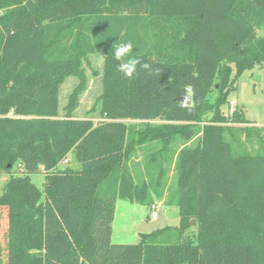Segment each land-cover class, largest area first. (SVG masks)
Listing matches in <instances>:
<instances>
[{
	"label": "trees",
	"instance_id": "1",
	"mask_svg": "<svg viewBox=\"0 0 264 264\" xmlns=\"http://www.w3.org/2000/svg\"><path fill=\"white\" fill-rule=\"evenodd\" d=\"M129 40L159 77L117 70L113 45ZM93 54L98 120L74 115ZM263 65L264 0H0V264H264V125L243 107L223 112L241 74ZM69 76L79 82L61 114ZM185 86L191 111L177 99ZM69 154L79 168L60 165ZM172 160L178 226L113 242L117 200L155 205Z\"/></svg>",
	"mask_w": 264,
	"mask_h": 264
},
{
	"label": "rangeland",
	"instance_id": "2",
	"mask_svg": "<svg viewBox=\"0 0 264 264\" xmlns=\"http://www.w3.org/2000/svg\"><path fill=\"white\" fill-rule=\"evenodd\" d=\"M262 34V31H260ZM89 64L84 62V68L87 76L86 88L79 97V104L74 111L77 117H93L98 120L97 111L100 107V95L102 92L101 77L103 72V57L99 54H93L89 57ZM79 82L76 76L67 77L60 88L61 114L64 113L63 107L67 104L70 93L74 90ZM237 87L232 92L230 99V107L223 106V112L226 116L239 107H243L245 118L257 125H264V65L262 67L255 66L253 69L244 71L237 81ZM215 93L211 95L214 97ZM129 123L138 124L137 120H128ZM158 123L160 120H154ZM198 137L188 142L195 145ZM151 144L143 143L138 147L136 153L132 156L129 165L133 173L135 170L143 171L144 157L151 154ZM182 146V142H175L171 147L172 151H177ZM68 162H61V166L69 164L73 168H79L80 162L73 159L72 155H68ZM164 175L163 194L156 198L155 202L158 206L156 216H151V207L145 205H134L128 200L120 199L118 201V213L114 222V238L113 242L133 243L140 240V233H149L165 226H178L179 210L171 195L176 188L177 172L175 168V160L166 162ZM9 178L8 173L0 172V194L3 193L4 186ZM32 181L40 188H43L44 174L37 172L31 174ZM137 206V207H136ZM136 207V208H132ZM123 213V214H122ZM6 211L0 209V258L6 261V241L7 230L5 227ZM124 228L123 233L121 232ZM196 230L191 229L192 233ZM122 233V234H121ZM121 234V235H120ZM120 235V236H119Z\"/></svg>",
	"mask_w": 264,
	"mask_h": 264
},
{
	"label": "clouds",
	"instance_id": "3",
	"mask_svg": "<svg viewBox=\"0 0 264 264\" xmlns=\"http://www.w3.org/2000/svg\"><path fill=\"white\" fill-rule=\"evenodd\" d=\"M135 47L136 44L132 40L126 42L121 41L113 45V58L119 61L117 70L128 80L135 79L140 69L147 71L149 75L159 77L162 71L160 67L152 68L150 64L144 63L140 58L132 55ZM184 91L185 95L180 106L191 111L192 109L188 105L191 102V98L194 97L193 87L185 86Z\"/></svg>",
	"mask_w": 264,
	"mask_h": 264
},
{
	"label": "crops",
	"instance_id": "4",
	"mask_svg": "<svg viewBox=\"0 0 264 264\" xmlns=\"http://www.w3.org/2000/svg\"><path fill=\"white\" fill-rule=\"evenodd\" d=\"M120 200V199H119ZM119 200H117V204H116V212H115V217H114V220H113V233H112V239L114 238V222H115V220H116V217L118 216L117 215V213H118V201ZM123 200V199H122ZM155 202H157V201H155ZM131 203H133V202H131ZM134 205H140V204H138V203H133ZM137 207V206H136ZM136 207H132V208H136ZM123 214V213H122ZM123 231H124V228H122V230H121V232L123 233ZM121 233V234H122ZM120 234V235H121ZM119 235V236H120ZM139 236H140V234H139ZM119 242V241H118ZM120 243H122V242H120Z\"/></svg>",
	"mask_w": 264,
	"mask_h": 264
},
{
	"label": "built area",
	"instance_id": "5",
	"mask_svg": "<svg viewBox=\"0 0 264 264\" xmlns=\"http://www.w3.org/2000/svg\"><path fill=\"white\" fill-rule=\"evenodd\" d=\"M231 103L233 104L234 102L231 101ZM12 113H13V112H10V114H12ZM64 161H65V162H68V159H65ZM158 206H159V205L155 204V205H153V206L151 207V212H150V214H151L152 217H153V216H156V209L158 208Z\"/></svg>",
	"mask_w": 264,
	"mask_h": 264
},
{
	"label": "water",
	"instance_id": "6",
	"mask_svg": "<svg viewBox=\"0 0 264 264\" xmlns=\"http://www.w3.org/2000/svg\"><path fill=\"white\" fill-rule=\"evenodd\" d=\"M177 99L180 100V101H182L183 97H179ZM191 102H192V98H191ZM191 102L189 104H191ZM194 223H195V219H192V224H194Z\"/></svg>",
	"mask_w": 264,
	"mask_h": 264
}]
</instances>
